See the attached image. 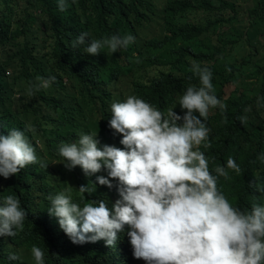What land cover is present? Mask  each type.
I'll return each mask as SVG.
<instances>
[{
  "label": "trees",
  "instance_id": "16d2710c",
  "mask_svg": "<svg viewBox=\"0 0 264 264\" xmlns=\"http://www.w3.org/2000/svg\"><path fill=\"white\" fill-rule=\"evenodd\" d=\"M20 2L0 0V135L24 130L38 161L48 166L36 163L8 179L0 177V201L15 195L27 213L24 230L8 241L28 250L40 247L45 257L51 255L49 264H109L101 258L106 253L102 240L68 244L58 220L48 214V197L69 185L80 202L66 181L76 175L68 174L57 156L59 146L89 133L91 122L98 127L95 132L104 131L109 105L130 94L132 75L133 95L167 111L176 93L197 80L191 71L195 62L212 72L217 96L220 90H233L224 116L207 121L211 146L203 151L214 160L220 139L233 148L264 116V0H248L237 10L234 0H68L64 12L57 0H39L45 20L36 17L31 0ZM84 32L88 41L130 33L135 43L93 57L84 51L87 42L72 47ZM37 76L56 80L29 97L25 90ZM245 116L242 124L239 117ZM29 124L34 132L25 130ZM6 248L0 238V251ZM0 264L9 263L1 259Z\"/></svg>",
  "mask_w": 264,
  "mask_h": 264
},
{
  "label": "clouds",
  "instance_id": "9594fccd",
  "mask_svg": "<svg viewBox=\"0 0 264 264\" xmlns=\"http://www.w3.org/2000/svg\"><path fill=\"white\" fill-rule=\"evenodd\" d=\"M31 1L36 17L45 20L39 0ZM234 1L237 10L248 0ZM57 3L61 12L68 7V0ZM88 36L81 33L72 47L87 42L84 51L93 57L103 49L110 56L135 43L130 33L90 41ZM191 71L197 80L176 93L167 111L133 95L130 76L132 90L123 101L110 103L104 131L95 132L91 122L89 133L59 146L57 156L68 174L76 175L66 181L80 202L69 185L48 197V214L58 220L68 244L102 240L106 253L101 258L109 264H264V116L233 148L220 139L214 160L208 159L203 151L211 146L207 121L224 116L233 90L228 87L217 96L210 69L193 62ZM55 80L37 76L25 94L32 97ZM239 119L247 122L246 116ZM25 130L35 131L30 124ZM36 145L41 147L39 141ZM36 163L48 166L38 161L24 130L0 135V177L8 179ZM23 208L12 194L0 201V238L7 243L0 260L49 264L51 255L45 257L40 247L28 250L8 241L24 230Z\"/></svg>",
  "mask_w": 264,
  "mask_h": 264
},
{
  "label": "rangeland",
  "instance_id": "374dc122",
  "mask_svg": "<svg viewBox=\"0 0 264 264\" xmlns=\"http://www.w3.org/2000/svg\"><path fill=\"white\" fill-rule=\"evenodd\" d=\"M21 4H22V2H21Z\"/></svg>",
  "mask_w": 264,
  "mask_h": 264
}]
</instances>
